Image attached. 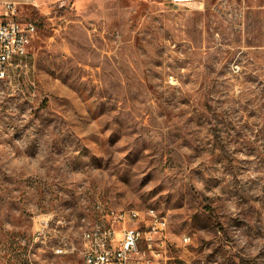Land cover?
<instances>
[{
    "label": "rangeland",
    "instance_id": "obj_1",
    "mask_svg": "<svg viewBox=\"0 0 264 264\" xmlns=\"http://www.w3.org/2000/svg\"><path fill=\"white\" fill-rule=\"evenodd\" d=\"M9 2L37 34L0 86V264H84L146 210L163 263L264 264V0Z\"/></svg>",
    "mask_w": 264,
    "mask_h": 264
},
{
    "label": "built area",
    "instance_id": "obj_2",
    "mask_svg": "<svg viewBox=\"0 0 264 264\" xmlns=\"http://www.w3.org/2000/svg\"><path fill=\"white\" fill-rule=\"evenodd\" d=\"M199 0H170L171 5L187 7ZM16 4L0 1V86L12 83L15 72L29 67L30 47L37 34L34 23L21 21ZM112 224H100L84 233V264H166L163 244L166 220L153 211L113 213ZM143 225H150V234H142ZM184 236L183 242L190 243ZM143 245H151L157 260L143 256Z\"/></svg>",
    "mask_w": 264,
    "mask_h": 264
},
{
    "label": "bare ground",
    "instance_id": "obj_3",
    "mask_svg": "<svg viewBox=\"0 0 264 264\" xmlns=\"http://www.w3.org/2000/svg\"><path fill=\"white\" fill-rule=\"evenodd\" d=\"M142 234H150V225H143ZM143 256H145L148 260H157V252L154 251V248L151 245H143Z\"/></svg>",
    "mask_w": 264,
    "mask_h": 264
},
{
    "label": "crops",
    "instance_id": "obj_4",
    "mask_svg": "<svg viewBox=\"0 0 264 264\" xmlns=\"http://www.w3.org/2000/svg\"><path fill=\"white\" fill-rule=\"evenodd\" d=\"M1 2H9V1H11V0H0Z\"/></svg>",
    "mask_w": 264,
    "mask_h": 264
}]
</instances>
